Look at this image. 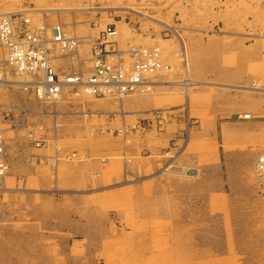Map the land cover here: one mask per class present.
<instances>
[{
    "label": "crops",
    "instance_id": "1",
    "mask_svg": "<svg viewBox=\"0 0 264 264\" xmlns=\"http://www.w3.org/2000/svg\"><path fill=\"white\" fill-rule=\"evenodd\" d=\"M117 2L133 0H19L17 9L22 7L19 12L24 17L32 16L35 29L60 24L68 35L78 38L73 55L54 50L52 63L60 75L72 71L86 75L93 72V42L117 23L110 15L112 9L101 6ZM223 3L227 11L214 21L220 41L214 50L240 52V61L235 59L236 67L218 64L221 75L211 80V76L198 78L199 83L221 85L215 93L214 119H195L189 102L169 114L176 98L172 95L135 93L117 100L66 89L46 124L41 121L35 137L41 146L31 141L29 151L18 155L6 145L10 171L0 196V264H15V260L40 264L54 258L44 251L53 252L56 245L55 258L63 259L61 264H73V228L76 237L91 242L100 221L95 213L101 211L102 195L120 189L124 179L163 180L171 166L199 174L210 162L202 160L198 151L202 147H190L194 140L210 144L215 165L223 158L236 164L243 145L264 141V122L242 119L257 112L247 84L253 80L255 62L264 66V3L243 0L242 7L238 0ZM211 22L207 24L212 26ZM208 30L198 29L199 36ZM138 40L142 46L155 44L152 37L151 41ZM159 84L154 87H169ZM228 116L232 120L224 119ZM215 131L216 138L210 139ZM65 151L84 154L87 159L65 161L61 158ZM17 196L20 213L15 208Z\"/></svg>",
    "mask_w": 264,
    "mask_h": 264
},
{
    "label": "rangeland",
    "instance_id": "2",
    "mask_svg": "<svg viewBox=\"0 0 264 264\" xmlns=\"http://www.w3.org/2000/svg\"><path fill=\"white\" fill-rule=\"evenodd\" d=\"M225 1L228 0H133L101 6L111 8L109 14L116 19V50L159 47L171 64L169 72L153 78L160 86L169 87H154L152 92H145L175 96L167 110L169 114L189 102L195 119L209 121L216 117L215 93L221 91V85L199 83L198 78L211 76V80L212 76L221 75L218 64L225 62L236 67V61H240V52L214 50L215 43L220 44L214 21L227 11ZM238 2L242 7L243 0ZM253 2L260 4L264 0ZM18 6L19 0H0V15L22 11ZM25 18L34 24L32 16ZM207 21H213L212 26ZM17 27L22 29V23ZM198 29L209 30L205 36H199ZM151 37L154 46H142L138 40ZM205 43L213 50L205 48ZM2 56L0 52V59ZM259 64L255 62L253 80L247 84L257 112L249 114L251 118L245 115L243 120L264 122V66ZM2 77L12 83L0 85V129L7 147L19 155L23 150L29 151L35 139L29 132H38L43 125L41 121L46 124L56 105L40 102L33 88L23 87L32 81L30 76L2 67ZM224 119L232 120L230 116ZM214 138L216 131L210 135V139ZM199 146L202 160L210 162V167L199 174L171 166L164 171L163 180L127 178L120 189L103 194L99 201L101 211L95 213L100 221L91 242L76 237L73 228V264H264V181L255 171V162L264 154V141L243 145L245 148L236 158V164H228L223 158L221 164L215 165L210 144L196 140L190 144V147ZM202 176L206 179L200 180ZM14 199L20 213L17 201L20 197ZM94 205L98 208L97 203ZM56 246L53 252L44 251L46 256L54 255V258L41 260L40 264L64 263L60 257L55 258L59 248ZM14 262L22 264L21 260Z\"/></svg>",
    "mask_w": 264,
    "mask_h": 264
},
{
    "label": "built area",
    "instance_id": "3",
    "mask_svg": "<svg viewBox=\"0 0 264 264\" xmlns=\"http://www.w3.org/2000/svg\"><path fill=\"white\" fill-rule=\"evenodd\" d=\"M19 22L23 26L20 30L17 27ZM116 36V28L108 27L93 43V72L89 76L73 71L60 75L52 63L53 51L73 55L79 47L78 38L68 35L60 24L35 29L31 19L25 18L22 13L0 15V52L3 55L0 59V82L3 80L2 67L10 68L21 76H30L32 81L27 82L28 87L35 90L40 102L52 105L62 99L66 89L72 93L81 91L94 98L117 100L137 92H152L156 84L154 75L169 72L171 64L159 47L116 50ZM29 135L35 138L37 130L30 131ZM33 141L37 146L42 144L35 139ZM61 155L68 161L87 158L69 151ZM9 171L6 139L0 129V196ZM255 171L264 181V154L255 162Z\"/></svg>",
    "mask_w": 264,
    "mask_h": 264
},
{
    "label": "bare ground",
    "instance_id": "4",
    "mask_svg": "<svg viewBox=\"0 0 264 264\" xmlns=\"http://www.w3.org/2000/svg\"><path fill=\"white\" fill-rule=\"evenodd\" d=\"M9 15H10V14H9ZM23 15H24V14H23ZM89 75H90V74H89ZM89 75H88V76H89ZM11 83H12V82H9V81H7V80H2L1 83H0V85H7V86H8V85H11ZM12 86H13V84H12ZM15 86H16V85H15ZM19 86H21V84H20ZM27 86H28V85L24 84L23 87L26 88ZM246 117L249 118L250 116H249V115H246ZM7 161H8V160H7Z\"/></svg>",
    "mask_w": 264,
    "mask_h": 264
}]
</instances>
